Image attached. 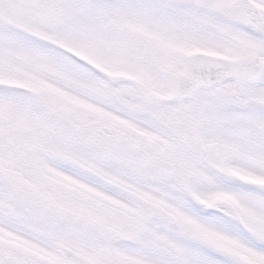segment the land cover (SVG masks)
<instances>
[{"label":"snow or ice","instance_id":"obj_1","mask_svg":"<svg viewBox=\"0 0 264 264\" xmlns=\"http://www.w3.org/2000/svg\"><path fill=\"white\" fill-rule=\"evenodd\" d=\"M0 264H264V0H0Z\"/></svg>","mask_w":264,"mask_h":264}]
</instances>
